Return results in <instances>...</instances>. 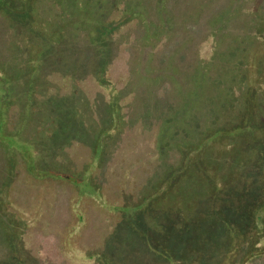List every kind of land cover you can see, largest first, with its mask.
Instances as JSON below:
<instances>
[{"label":"rangeland","instance_id":"obj_1","mask_svg":"<svg viewBox=\"0 0 264 264\" xmlns=\"http://www.w3.org/2000/svg\"><path fill=\"white\" fill-rule=\"evenodd\" d=\"M0 264H264V0H0Z\"/></svg>","mask_w":264,"mask_h":264}]
</instances>
